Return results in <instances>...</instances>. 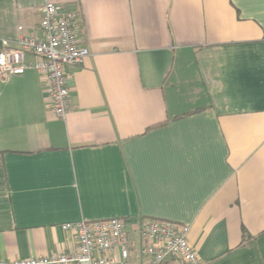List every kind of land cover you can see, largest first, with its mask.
I'll return each instance as SVG.
<instances>
[{
	"label": "crops",
	"instance_id": "0c3cea01",
	"mask_svg": "<svg viewBox=\"0 0 264 264\" xmlns=\"http://www.w3.org/2000/svg\"><path fill=\"white\" fill-rule=\"evenodd\" d=\"M78 12L70 108L0 76V262L78 253L62 224L190 226L199 264H264V0H0V49ZM31 62L35 56L28 54Z\"/></svg>",
	"mask_w": 264,
	"mask_h": 264
},
{
	"label": "built area",
	"instance_id": "2783aa9c",
	"mask_svg": "<svg viewBox=\"0 0 264 264\" xmlns=\"http://www.w3.org/2000/svg\"><path fill=\"white\" fill-rule=\"evenodd\" d=\"M41 36L22 32L16 48L7 40L0 49V76L21 75L34 69L47 83V98L52 112L66 119L70 108L68 68L81 66L90 51L78 45V12L61 10L48 1L42 8ZM28 54L35 56L31 62ZM78 239V253L35 256L0 264H131L133 256L126 221L123 217L80 220L62 224ZM190 226L162 218H147L140 227L136 258L143 264H199V256L190 243Z\"/></svg>",
	"mask_w": 264,
	"mask_h": 264
}]
</instances>
